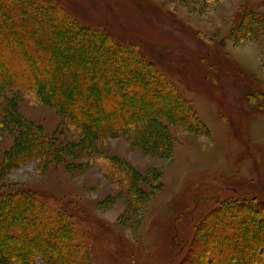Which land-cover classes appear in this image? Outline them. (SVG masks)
<instances>
[{"label": "rangeland", "instance_id": "1", "mask_svg": "<svg viewBox=\"0 0 264 264\" xmlns=\"http://www.w3.org/2000/svg\"><path fill=\"white\" fill-rule=\"evenodd\" d=\"M61 3L82 23H107L121 40L143 47L209 134L191 131L173 113L174 99L156 120L161 129L144 120L146 133L100 131L87 122L102 123L98 112L81 107L84 119L78 118L67 104L30 89L4 87L0 209L15 206L21 215L13 194L26 188L22 194L32 199L25 203L59 232L50 258L36 255L32 264H243L249 256L253 259L246 264L256 259L264 264V240L260 243L250 228L264 215L259 197L264 196V112L244 102V82L232 83L228 74L241 70L264 87V0ZM200 59L205 65L198 67ZM211 66L223 75L210 77ZM94 78L105 79L97 73ZM129 94L135 104L146 99ZM124 118L129 117L116 116ZM253 195L258 197L251 200ZM226 196H243L239 200L247 205L219 204ZM223 212L232 221L219 217ZM5 219L0 213V224ZM28 238H0V264H22L20 255L34 242ZM10 243L14 248L8 252L4 248ZM239 243L243 248H236Z\"/></svg>", "mask_w": 264, "mask_h": 264}, {"label": "trees", "instance_id": "2", "mask_svg": "<svg viewBox=\"0 0 264 264\" xmlns=\"http://www.w3.org/2000/svg\"><path fill=\"white\" fill-rule=\"evenodd\" d=\"M67 6L65 8L61 0H0V92L4 87L12 85L30 89L38 96L50 97L54 101L69 105V113L77 112L78 118L84 119L79 112L81 107L86 111L98 112L102 123L96 120L87 122L100 131L127 128L132 132L142 130L145 133L147 131L143 130L144 120L161 129L156 120L160 118L163 106L174 99L176 108L173 113L180 120H185L191 131L209 134V128L191 112L187 101L179 98L164 72L165 69H162L154 58L148 57L142 50L143 47L126 37L121 40L107 23L104 26L100 24V27L97 24L92 26L82 23L77 18V13ZM237 28L238 26H235V29ZM221 56L224 62H228L225 53ZM199 61L195 62L198 67L205 65L204 59ZM113 71L118 75L116 78L112 76ZM209 72L212 78L223 75L213 67ZM95 73L105 78L104 81L96 80ZM228 74L232 83L244 82V102L252 110L264 112V87L241 70L233 69ZM126 76H129L128 79ZM215 82L216 85L222 86L219 81ZM91 87H94L95 91L92 92ZM86 88L89 91L84 90ZM129 92L146 99L139 104L132 103L133 99L130 97L133 95ZM151 92L154 94H150ZM222 95L225 96V93ZM120 113L128 115V120H116ZM107 116L112 117L108 120ZM27 190L21 188L20 193L13 194L20 206L21 215H16L15 206L7 210L0 209L1 215L6 217L5 222L0 224V238L25 240L29 237L28 239L34 240L33 244L24 250L26 252L22 253L23 257L20 255L22 264H32L36 255L50 258L51 247L59 241V232H53L50 219L42 217L41 212L36 214L33 204L25 203L26 200L32 199L22 194ZM253 197L250 199L258 196ZM259 197L264 199V196ZM3 199L5 200V197L0 195V205ZM239 199H243V196H226L219 200V204L246 207L247 204ZM262 211L264 209H261ZM31 213L36 214L37 224L32 223ZM225 213H220L219 217L228 221L229 217ZM260 217H257L260 224L250 228L253 230L251 233H255L261 243L262 239L264 240V215L261 214ZM58 222L61 226L62 223ZM212 228L217 233L220 232L216 222ZM38 232H41L42 237L37 238ZM223 234L219 233L221 236ZM245 236L244 230V236L241 234L240 240H244ZM38 245L46 248L41 250ZM238 247L243 248L240 243L236 248ZM13 248L14 243H10L4 249L10 252ZM238 256L243 259L241 250ZM9 257L13 258L14 255ZM197 257L199 258L198 255ZM248 259L250 261L253 257L243 259V264H246ZM258 263L260 262L256 259V264Z\"/></svg>", "mask_w": 264, "mask_h": 264}]
</instances>
